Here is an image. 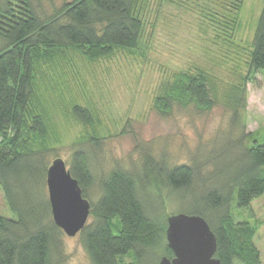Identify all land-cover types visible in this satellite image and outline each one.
<instances>
[{
	"label": "trees",
	"instance_id": "1",
	"mask_svg": "<svg viewBox=\"0 0 264 264\" xmlns=\"http://www.w3.org/2000/svg\"><path fill=\"white\" fill-rule=\"evenodd\" d=\"M244 1L193 0V6L215 40L234 46ZM146 12L140 0H68L43 17L31 0H0V191L12 215L0 216V264H60L64 234L52 221L45 195L49 166L45 162L60 144L58 128L66 122L72 120L85 132L90 129L75 146H95L99 140L97 112L66 97L70 94L64 85L65 70L73 72L76 59L95 64L118 53L144 56ZM240 49L245 50L246 71L241 74L240 65L236 66L240 84L224 87L222 97L233 117L236 109L245 108L244 88L264 69V2L250 43ZM217 89L206 71L192 65L163 84L153 106L161 115L170 112L173 104L210 111L209 95L218 99ZM247 136L242 166L234 162L227 179L193 191V201L181 212L207 222L220 264H261L254 244L257 226L235 221L230 212V205L247 208L264 194V144L256 143L255 134ZM203 158L205 165L210 164ZM142 167L136 177L111 170L92 202L85 152H72L68 170L90 204V222L79 240L91 264H158L162 257L173 256L165 239L166 220L173 214L165 215L167 200L157 193L166 190L169 197L178 195L175 200L183 201L192 190L195 168H156L150 156L144 157ZM228 172L226 168L224 173ZM150 189L156 192L154 197Z\"/></svg>",
	"mask_w": 264,
	"mask_h": 264
},
{
	"label": "rangeland",
	"instance_id": "2",
	"mask_svg": "<svg viewBox=\"0 0 264 264\" xmlns=\"http://www.w3.org/2000/svg\"><path fill=\"white\" fill-rule=\"evenodd\" d=\"M65 1L68 0H31L37 14L43 17L51 15ZM263 2L244 1L234 46H227L215 40L214 33L207 30L205 18L194 8L193 0H140L141 6L147 9L144 40L148 52L144 56L118 53L110 60L95 64L76 59L74 71L65 70L64 85L70 94L66 97L75 98L95 115L97 112V145L75 146L78 138L90 129L85 132L71 120L59 126L60 144L45 163L50 165L56 157L68 168L75 149L85 152L92 177L87 194L92 202L99 196L100 181L111 170L117 168L136 177L142 173L146 156L154 160L156 168L163 165L165 169L180 165L195 168L192 190L183 201L175 200L178 195L175 199L169 197L166 190L157 193L167 200L163 209L165 215L185 211L193 201V191L202 185L205 189L217 186L219 179L229 177V167L234 162L241 165L242 149L249 146L248 134H255L256 143L264 144V69L244 88L241 99L245 108L236 109L235 117L222 100L224 87L240 84L236 66L240 65L241 74L246 71L243 67L246 54L240 47L245 48L250 43ZM192 65L206 71L216 82L218 99L209 95L213 104L210 111H198L191 106L181 109L173 104L170 112L161 115L153 103L163 84ZM203 157L208 158L210 164L205 165ZM226 168L228 173H224ZM151 189L148 193L154 197L156 192ZM45 195L48 200L46 174ZM230 212L235 221L257 226L254 244L264 264V194L247 208L230 205ZM0 216L12 217L1 191ZM62 241L60 264H91L79 234L73 238L63 235Z\"/></svg>",
	"mask_w": 264,
	"mask_h": 264
},
{
	"label": "water",
	"instance_id": "3",
	"mask_svg": "<svg viewBox=\"0 0 264 264\" xmlns=\"http://www.w3.org/2000/svg\"><path fill=\"white\" fill-rule=\"evenodd\" d=\"M46 188L53 223L65 236L75 237L87 224L90 204L60 158L54 159L47 169ZM165 239L173 256L162 257L158 264H220L215 258V236L199 216L170 215Z\"/></svg>",
	"mask_w": 264,
	"mask_h": 264
}]
</instances>
